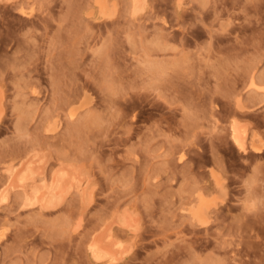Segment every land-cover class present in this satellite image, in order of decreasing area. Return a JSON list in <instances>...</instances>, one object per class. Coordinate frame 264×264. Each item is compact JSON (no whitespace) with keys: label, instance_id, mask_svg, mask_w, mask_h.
Returning a JSON list of instances; mask_svg holds the SVG:
<instances>
[{"label":"clouds","instance_id":"9594fccd","mask_svg":"<svg viewBox=\"0 0 264 264\" xmlns=\"http://www.w3.org/2000/svg\"><path fill=\"white\" fill-rule=\"evenodd\" d=\"M0 264H264V0H0Z\"/></svg>","mask_w":264,"mask_h":264}]
</instances>
